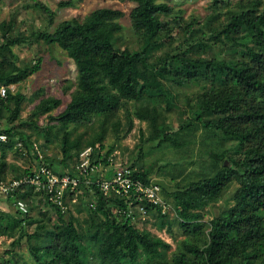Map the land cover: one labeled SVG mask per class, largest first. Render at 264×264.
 I'll return each instance as SVG.
<instances>
[{"label": "trees", "instance_id": "obj_1", "mask_svg": "<svg viewBox=\"0 0 264 264\" xmlns=\"http://www.w3.org/2000/svg\"><path fill=\"white\" fill-rule=\"evenodd\" d=\"M131 1L134 7L130 19L135 32L145 43L140 52L116 46L122 29L119 19L125 13L110 7L98 8L85 17L65 20L53 33L37 31L29 37L11 36L12 25L3 22L0 26V86H8L9 81L22 82L41 70V61L20 67L7 55H13L15 46L40 40L50 47L58 44L76 65V92L63 113L50 117L63 128H67L70 122L106 119L129 102L144 99L140 73L153 74L157 80L171 81L178 86L191 82L209 83L204 100L191 105L195 109L178 130H160L152 117L139 116L153 126L156 147L164 143L175 148L183 147L190 141L183 137L203 128L215 130L216 134L235 143L238 148H244L238 158L223 163L212 176L185 186L178 185L172 190L157 183L175 198L180 227L195 234L198 231L196 221L203 217L202 211L220 199L232 183L239 185L233 196L234 204L213 219L203 243L182 242L173 264H264V0L241 4L239 13L230 11L221 28L213 31L210 41L232 54L197 60L185 53H175L160 58L155 64L149 63L147 54L162 43L159 42V35L164 30L161 18L169 16L171 9L158 0ZM212 1L215 6L222 3V0ZM74 6L73 0L62 1L58 5L59 9ZM35 7L48 14L50 24L54 22L57 12L42 3ZM235 25L243 29L244 35L237 34ZM196 33L191 26L185 28V43L189 49L204 43ZM25 101L26 94L14 93L8 88L6 97L0 96V134L5 133L10 138L8 143L0 142L4 153L14 149L15 140L20 139L27 145L31 140L27 134L16 133L14 127H3L5 120L18 122L21 119ZM61 105V99L47 97L37 105L32 117L40 119L50 115ZM128 118L127 132H130L134 121L132 117ZM64 143L67 144V138ZM113 150L110 148L108 153ZM63 152L64 163L70 152L65 147ZM124 165L136 167L135 163ZM139 171L147 183L153 181L148 170ZM4 174L0 173V180H5L2 178ZM92 194H96L98 199L91 210L96 230L84 236L75 226L74 219L62 221L61 231L48 234L47 245L31 246L34 264H169L156 259L160 250L167 246L165 241L117 212V209L124 211L127 208L124 199L104 196L98 190ZM29 195L26 193L20 197L25 199ZM148 210V215L156 212L162 216L157 207L149 206ZM57 212L63 216L59 210ZM18 213L24 217H10L0 211L3 218L12 219L9 229L21 226L24 230L26 225L34 223L30 213ZM166 224L169 223L163 221L159 228ZM25 236L29 240L41 238L38 233L28 234L26 231L21 237ZM82 240H86L89 246ZM90 246L96 248L94 254V247L90 250ZM7 254L14 258L12 252ZM143 257L152 260H141ZM13 263L21 264L17 260Z\"/></svg>", "mask_w": 264, "mask_h": 264}, {"label": "rangeland", "instance_id": "obj_2", "mask_svg": "<svg viewBox=\"0 0 264 264\" xmlns=\"http://www.w3.org/2000/svg\"><path fill=\"white\" fill-rule=\"evenodd\" d=\"M62 1L69 0H0V26L3 22H10L11 36L29 37L37 31L53 33L65 20L85 17L98 8L110 7L125 13L119 19L122 29L116 46L128 48L133 52H140L144 48L145 43L135 32L130 19L134 7L131 0H73L74 7L59 9L58 5ZM251 1L253 0H222L219 6H215L212 0H158L159 3L170 7L171 14L161 18L164 30L159 35V42L162 43L148 52L149 63L155 64L160 58L175 53H185L197 60H209L219 55L223 57L232 54L233 52L227 49L223 51L214 45L210 37L213 31L221 28L230 11L239 13L240 5ZM37 3L45 4L57 12L52 24L48 14L35 7ZM188 26L197 32L199 40L204 42L202 45H194L190 49L186 45L185 28ZM234 28L238 35H244L239 25H235ZM12 51L13 55L7 54L8 58L18 66L35 65L41 61V70L22 82L9 81L6 87L14 93L26 94V101L21 119L18 122L5 120L3 127H14L16 133L27 134L31 140L38 142L47 162L56 172H64L74 167L78 153L86 147L98 146L107 152L113 147L118 162L130 165L135 163L138 169L148 170L155 183H162L168 190H172L178 185L185 186L212 176L223 163L238 158L244 151V148H238L235 143L216 134L215 130L208 131L203 128L183 137L190 140L189 144L183 147L175 148L169 143L156 147L153 126L139 116L152 117L160 130L165 128L178 130L195 109L191 105L204 100V94L210 85L207 82H191L178 86L171 81L157 80L150 73L139 75L145 89V96L141 101L129 102L125 108L106 119L93 118L86 123L70 122L67 128H63L50 117L55 118L63 113L76 92L78 73L74 61L58 44L50 47L42 40L15 46ZM47 97L61 99V107L40 119L32 117L37 105ZM129 116L133 118L134 127L127 132ZM213 119L217 120V117ZM101 137L104 139L98 140ZM65 138L67 144L64 143ZM64 147L70 152V157L63 163ZM34 166L33 158L22 157L15 149L4 153L0 148V173H5L3 179L18 178ZM238 187L236 182L232 183L220 199L202 211L203 217L196 221L198 227L196 234L192 230L180 227L176 200L161 187L162 200L171 206L170 210L165 214L160 212L162 216L153 212L143 218L136 212V223L161 237L167 244L160 250V255L156 259L173 264L174 256L180 252L182 242L192 240L202 244L211 229L213 219L234 204L233 196ZM29 194L25 201L30 207L29 216L34 223L26 225L24 230L21 226L8 228L12 224L10 217L24 216L19 215L14 201L0 198V203H6L9 210L6 214L10 216L9 219L0 215V264H14L15 260L21 264H34L31 246L47 245L48 234L61 231L62 221L74 219L75 226L84 236L96 230L91 218L93 209L90 207V203H98L96 194L86 192L68 212L61 213L63 216H60L58 209L52 207L41 194L30 191ZM163 217H166L165 220ZM163 221L169 224L160 229L159 225ZM5 227L8 229H4ZM25 231L28 234L38 233L41 238L29 240L27 236L21 237ZM82 242L89 246L86 240ZM91 247L94 246H90V250ZM94 249L96 248L92 249V254ZM8 252H12L14 258H10ZM141 260L152 259L143 257Z\"/></svg>", "mask_w": 264, "mask_h": 264}, {"label": "built area", "instance_id": "obj_3", "mask_svg": "<svg viewBox=\"0 0 264 264\" xmlns=\"http://www.w3.org/2000/svg\"><path fill=\"white\" fill-rule=\"evenodd\" d=\"M6 95L7 87L0 86V96ZM9 141L7 134H0V142ZM14 149L23 157L33 158L35 166L18 178L0 180V198L13 199L14 206L23 215L30 213V207L20 195L29 191L41 194L61 213L68 212L86 192L95 193L96 190L104 196L124 199L127 208L119 209L118 213L125 214L133 222H136L137 213L141 218L146 217L149 206L157 207L162 214L170 210L171 206L162 200L160 185L154 181L147 183L137 167L118 162L115 153L98 146L82 149L75 166L64 172L53 170L36 141L30 140L27 145L20 139L15 140ZM90 207L94 208L95 203H90Z\"/></svg>", "mask_w": 264, "mask_h": 264}, {"label": "crops", "instance_id": "obj_4", "mask_svg": "<svg viewBox=\"0 0 264 264\" xmlns=\"http://www.w3.org/2000/svg\"><path fill=\"white\" fill-rule=\"evenodd\" d=\"M6 203H0V210L1 212L8 213V208L6 207Z\"/></svg>", "mask_w": 264, "mask_h": 264}]
</instances>
